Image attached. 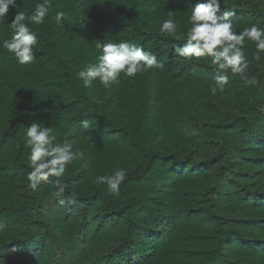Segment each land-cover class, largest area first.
I'll return each mask as SVG.
<instances>
[{
  "label": "trees",
  "instance_id": "trees-1",
  "mask_svg": "<svg viewBox=\"0 0 264 264\" xmlns=\"http://www.w3.org/2000/svg\"><path fill=\"white\" fill-rule=\"evenodd\" d=\"M0 21V44L17 12ZM35 59L0 47V259L5 264H264V52L246 39L249 67L213 93V57H180L197 0H50ZM237 32L264 26V0H223ZM63 11L57 24L55 14ZM173 18L175 35L160 31ZM130 41L162 67L84 87L97 43ZM87 120L89 127H83ZM42 122L83 153L35 190L25 132ZM126 169L119 195L96 177ZM68 184L55 195V181ZM15 249L14 251L8 250Z\"/></svg>",
  "mask_w": 264,
  "mask_h": 264
},
{
  "label": "clouds",
  "instance_id": "clouds-1",
  "mask_svg": "<svg viewBox=\"0 0 264 264\" xmlns=\"http://www.w3.org/2000/svg\"><path fill=\"white\" fill-rule=\"evenodd\" d=\"M223 0H197L191 8L188 23L191 27L186 33L177 36L184 40L178 45L176 51L183 58H200L206 54L213 57L212 64L215 65L217 75L213 93L220 91L229 83L228 70L233 74H241L249 85H256L255 77L249 78L244 75L249 67L248 58L245 54V40L255 42L257 49L256 59L259 53L264 52V26L252 24L237 32L233 27L232 17L236 15L233 9L221 10ZM10 7H17V0H0V21L8 20ZM51 8L50 0H43L35 5L34 12L26 17L25 13L17 12L9 23L13 32L10 39L3 40L0 47L14 54L21 65L30 64L35 59L33 46L37 44V34L30 27L32 24H43L49 15ZM65 18L63 11L55 14L57 24ZM176 21L169 17L160 26L162 33L175 35L177 32ZM96 48L100 50L97 57L98 63L81 70L78 76L83 80L84 87H90L93 80H97L105 87L111 83H118L121 73L127 77H134L137 73L162 67L157 56L130 41H119L116 43H97ZM83 127L87 129L89 123L83 121ZM25 146L30 149L28 156L31 171L27 174L28 187L35 190L41 181H47L50 176L62 177L66 166L75 159L82 157L83 153L73 151V144L69 141L55 142L56 136L51 134V129L42 122L31 123L25 132ZM126 169H119L113 175L96 177V183L106 184L107 189L114 195H119L120 185L126 179ZM57 197L62 196L68 188V184L57 179L55 182ZM6 225L0 221V232L6 229ZM15 249L8 250L14 251ZM6 253V252H4ZM0 254V256L4 255ZM0 264L5 261L0 259Z\"/></svg>",
  "mask_w": 264,
  "mask_h": 264
}]
</instances>
